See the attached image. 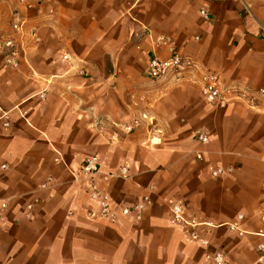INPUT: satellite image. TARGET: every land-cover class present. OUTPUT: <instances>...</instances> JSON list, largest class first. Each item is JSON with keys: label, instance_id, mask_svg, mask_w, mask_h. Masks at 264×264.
<instances>
[{"label": "crops", "instance_id": "obj_1", "mask_svg": "<svg viewBox=\"0 0 264 264\" xmlns=\"http://www.w3.org/2000/svg\"><path fill=\"white\" fill-rule=\"evenodd\" d=\"M262 25L264 0H1L0 38L22 52L17 67L0 52V264H264ZM171 48L195 70L148 77ZM204 70L239 98L208 103ZM93 155L128 169L102 182L113 219L76 177ZM144 197L140 219L121 213Z\"/></svg>", "mask_w": 264, "mask_h": 264}, {"label": "built area", "instance_id": "obj_2", "mask_svg": "<svg viewBox=\"0 0 264 264\" xmlns=\"http://www.w3.org/2000/svg\"><path fill=\"white\" fill-rule=\"evenodd\" d=\"M1 1V0H0ZM21 7L26 10L34 8L40 0H18ZM200 14L204 19L209 18V13L205 9H200ZM23 22L15 14V19L12 22V29L15 32H20ZM261 33L264 34V25L260 28ZM157 43L166 44V38L161 36ZM0 52L2 53L6 63L12 67H17L19 64L20 54L22 52V46L13 36H5L0 38ZM196 63L193 58L182 53L176 48L170 49V54L167 58L162 59L156 55L150 56L146 65L147 76L152 79H159L165 76H173L177 79L182 78L187 72L195 70ZM200 92L203 98L211 104L225 105L233 99L239 98L236 90L234 88L222 89L218 75L210 70H204L201 75V86ZM260 92L264 94V89ZM252 101L251 99L249 100ZM7 124V123H6ZM127 131L132 130V126H125ZM196 138L201 143H207L208 137L202 132H197ZM197 158H201L200 154H197ZM100 162L97 156L93 155L87 157L81 164L78 176L81 181L87 184L89 196L97 201L101 208L102 217L113 219V211L108 202V197L105 189L102 187V182L108 180L113 176L125 178L128 176L127 167H120L119 170L109 173L100 174ZM217 172H213L216 175ZM148 202V198L144 197L140 203H137L131 207H126L121 209V213L124 215L134 214L136 219L141 218V213ZM6 208L5 203L0 204V219L2 212ZM171 212V222L173 224H181L186 227L189 231V235L192 239H197L198 234L196 232V227L201 225V222H195L186 219L182 214V207L178 204H172L169 207ZM231 225V227H233ZM258 251L260 256L258 260L264 259V244L258 245ZM208 259L212 264H236L232 262L225 253L221 250L210 254Z\"/></svg>", "mask_w": 264, "mask_h": 264}]
</instances>
